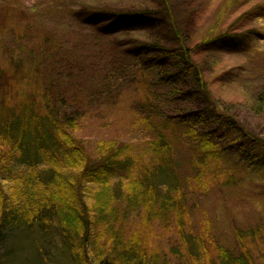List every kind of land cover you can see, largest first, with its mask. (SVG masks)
I'll list each match as a JSON object with an SVG mask.
<instances>
[{
  "label": "trees",
  "instance_id": "1",
  "mask_svg": "<svg viewBox=\"0 0 264 264\" xmlns=\"http://www.w3.org/2000/svg\"><path fill=\"white\" fill-rule=\"evenodd\" d=\"M8 4L0 7V264H258L264 257L261 223L236 229L237 254L216 241L208 213L199 231L194 224L191 229L189 191L206 196L251 177L264 181V158L257 156L264 139L219 104L207 103L210 91L188 48L163 49L177 61L172 67L139 70L144 119L157 134L151 159L125 154L127 148L112 140L99 141L94 158L77 134L83 114L67 90L54 89L66 51L40 41L42 32L61 29L25 20L22 0ZM218 40L245 38L221 34L204 42ZM90 41L85 52L94 57ZM117 43L95 48L116 52ZM259 99L254 109L263 103ZM169 131L189 139L193 175L186 181ZM173 222L187 252L183 263L154 242L156 223L170 228Z\"/></svg>",
  "mask_w": 264,
  "mask_h": 264
},
{
  "label": "rangeland",
  "instance_id": "2",
  "mask_svg": "<svg viewBox=\"0 0 264 264\" xmlns=\"http://www.w3.org/2000/svg\"><path fill=\"white\" fill-rule=\"evenodd\" d=\"M11 1L0 0V7L9 6ZM22 3L19 14L25 20L31 24L34 19L55 23L61 29L59 33L42 32L45 38L40 41L66 51L67 60L57 64L61 68L55 72L59 80L54 82V89L67 90L68 100L83 114L77 134L94 158L98 142L112 140L127 148L125 154L145 162L151 159L149 145L157 134L144 119L147 115L139 70L152 64L172 67L177 61L173 56H163V49L178 50L183 45L205 78V89L211 94V104L207 103L212 108L219 104L257 138L264 139V99L254 109L259 98H264V0H22ZM136 12L147 17L145 20L132 17ZM68 31L72 34L66 36L64 32ZM221 34L242 35L245 40L204 42L209 36ZM88 39L95 47L116 41L119 50L101 53L91 45L98 53L94 57L100 56L94 58L85 52ZM180 133L174 132V141L178 170L186 181L187 175H193L192 153L187 147L189 139ZM249 142L245 140L246 144ZM257 148V156L264 158V145ZM249 179L240 180L243 182L232 189L217 188L206 196L189 191L191 229L194 224L199 231L204 213H208L216 241L239 253L236 229L258 223L264 226V181L257 176ZM252 181L258 185L256 188L250 185ZM175 224L169 228L156 223L154 230L159 236L154 242L173 262L183 263L186 258L182 255L186 257L187 252L178 242ZM258 264H264V257H259Z\"/></svg>",
  "mask_w": 264,
  "mask_h": 264
}]
</instances>
